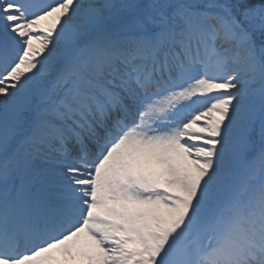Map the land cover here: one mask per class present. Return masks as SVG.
Here are the masks:
<instances>
[{"label": "snow or ice", "instance_id": "obj_1", "mask_svg": "<svg viewBox=\"0 0 264 264\" xmlns=\"http://www.w3.org/2000/svg\"><path fill=\"white\" fill-rule=\"evenodd\" d=\"M0 264H264V0H0Z\"/></svg>", "mask_w": 264, "mask_h": 264}]
</instances>
